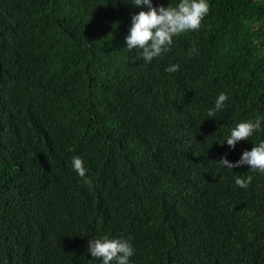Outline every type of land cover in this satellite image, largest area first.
Listing matches in <instances>:
<instances>
[{
    "label": "trees",
    "instance_id": "obj_1",
    "mask_svg": "<svg viewBox=\"0 0 264 264\" xmlns=\"http://www.w3.org/2000/svg\"><path fill=\"white\" fill-rule=\"evenodd\" d=\"M207 2L145 62L125 42L145 5L0 0V264H102L104 235L129 239L130 264H264V173L217 163L264 140V0Z\"/></svg>",
    "mask_w": 264,
    "mask_h": 264
},
{
    "label": "clouds",
    "instance_id": "obj_2",
    "mask_svg": "<svg viewBox=\"0 0 264 264\" xmlns=\"http://www.w3.org/2000/svg\"><path fill=\"white\" fill-rule=\"evenodd\" d=\"M133 4L145 5L148 10H141L132 16L131 26L125 37L126 47L130 51L134 48L142 50L140 57L145 62H151L154 57L169 51L173 44V37L188 31H198L210 9L207 0H179L176 6L169 4L167 7L163 5L154 7L152 0H133ZM196 51V47L192 46L188 55L191 56ZM178 69L179 65L172 64L166 71L176 72ZM227 99V94L221 92L215 100L214 108L208 110V117L214 118ZM260 127V118L254 121H241L231 130L226 142L231 148H235L237 142L248 139ZM217 163L229 169L249 165L250 170L264 173V140L252 147L250 151H243L240 159L235 163L230 162L226 157H221ZM72 166L78 175L84 178V183L90 185L91 181L86 178L84 162L79 156L72 157ZM252 179L250 175L246 179L237 177L235 183L241 188H247ZM88 252L93 258H100L102 264H130L129 258L134 254V249L129 239L109 238L104 235L89 240Z\"/></svg>",
    "mask_w": 264,
    "mask_h": 264
}]
</instances>
